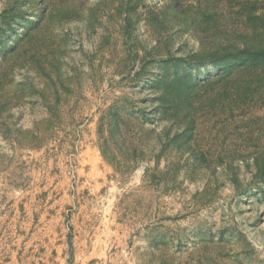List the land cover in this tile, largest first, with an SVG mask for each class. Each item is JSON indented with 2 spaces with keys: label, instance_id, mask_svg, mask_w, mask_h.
<instances>
[{
  "label": "rangeland",
  "instance_id": "obj_1",
  "mask_svg": "<svg viewBox=\"0 0 264 264\" xmlns=\"http://www.w3.org/2000/svg\"><path fill=\"white\" fill-rule=\"evenodd\" d=\"M255 3L0 0V264H264Z\"/></svg>",
  "mask_w": 264,
  "mask_h": 264
},
{
  "label": "trees",
  "instance_id": "obj_2",
  "mask_svg": "<svg viewBox=\"0 0 264 264\" xmlns=\"http://www.w3.org/2000/svg\"><path fill=\"white\" fill-rule=\"evenodd\" d=\"M182 1L183 0H179V3H182ZM255 5H256V9H258V13L254 15V18H257L258 20L260 38L258 39L257 43L248 46L244 50L241 51L239 50L235 53H232L231 57H233L234 60H237L239 63L237 66L231 65L230 67L233 68L238 67L240 69H245V70L255 67L264 68V0H256ZM186 13L184 15L187 18H200L202 14L206 15L205 11H200V10L186 11ZM239 54H242V57L236 59L239 56Z\"/></svg>",
  "mask_w": 264,
  "mask_h": 264
}]
</instances>
